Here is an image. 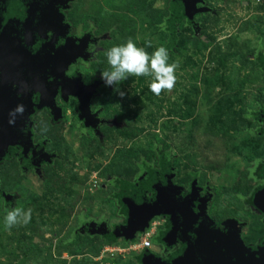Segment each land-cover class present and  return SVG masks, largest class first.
I'll list each match as a JSON object with an SVG mask.
<instances>
[{"label": "rangeland", "instance_id": "obj_1", "mask_svg": "<svg viewBox=\"0 0 264 264\" xmlns=\"http://www.w3.org/2000/svg\"><path fill=\"white\" fill-rule=\"evenodd\" d=\"M205 2L212 13L197 21L198 34L181 25L169 53V62L179 64L170 92L156 96L150 78L135 76L120 86L127 93L123 99L112 88L100 90L92 107L112 123L100 139L81 134L74 103H59L63 116L56 125L46 111L34 117L36 142L57 157L40 177L22 175L13 159L0 167L1 190L12 197L9 204L0 198V220L6 207L32 210L27 225L7 230L0 223V264H137L141 250L135 244H111L82 234L80 226L90 220L104 221L110 230L124 224L116 203L120 190L112 183H136L143 164L159 167L160 152L172 156L175 184L211 192L213 220L243 223L248 245L264 235L261 219L240 202L255 186L250 170L264 160V137L254 135L259 125L250 117L264 108L258 68L264 0ZM168 8L169 0H75L67 16L75 27L96 22L101 36L117 28L102 45L106 50L131 38L151 53L167 44L161 24ZM98 59L86 81L109 69L106 52ZM160 225L163 220L154 219L144 234L151 240Z\"/></svg>", "mask_w": 264, "mask_h": 264}, {"label": "water", "instance_id": "obj_2", "mask_svg": "<svg viewBox=\"0 0 264 264\" xmlns=\"http://www.w3.org/2000/svg\"><path fill=\"white\" fill-rule=\"evenodd\" d=\"M45 1L0 0V163L10 148L17 147L33 155L37 151L36 166L44 161L52 163L54 156L45 154L43 147L33 146L30 117L46 109L55 120L61 119V110L56 108L54 100L58 91L65 99L78 97L80 119L86 120V127L95 128L99 123L90 112V99L96 86L84 87L79 78L65 77L68 67L83 51L70 46L55 50V42L62 37L52 28L62 26V34H67L68 29L63 27L58 10L46 5ZM199 3L202 0H177L176 10L182 18L190 19L206 11L196 10ZM50 32L54 33L52 41L47 40ZM36 43H43V47L31 50ZM72 88L78 91L71 92ZM35 95H39L38 105L32 102ZM18 104L25 106V112L16 117L13 125L9 123V113ZM134 193L126 203L134 220V234H144L154 219L166 216L170 228L164 240L171 245L180 242L185 246L172 262H163L146 253L145 264H264V241L255 249L246 248L240 240L236 222L216 225L204 210L195 214L192 210L195 197L183 199L179 188L172 183L159 189L154 202L148 201L140 191ZM0 197L7 202L12 199L1 190ZM254 203L264 214V191L255 196ZM100 228L104 231L99 230L98 235L108 233L106 224Z\"/></svg>", "mask_w": 264, "mask_h": 264}, {"label": "flooded vegetation", "instance_id": "obj_3", "mask_svg": "<svg viewBox=\"0 0 264 264\" xmlns=\"http://www.w3.org/2000/svg\"><path fill=\"white\" fill-rule=\"evenodd\" d=\"M64 1L65 0H47V1H45L46 5H48L50 7H54L56 10H58L59 15L63 18V27H67V29H68V32L66 31L67 34L65 33L66 34L65 35V34L61 33V27L62 26L52 28V29H54L53 30L54 32H58L59 36L62 37L55 42L54 48H55V50H60V49H63L65 47H68V46L80 47L81 50L83 51L81 57L78 58L75 61V63H73L72 65H70L68 67L67 71L65 72V77L68 79L79 78L81 84L84 87L96 86L95 92L93 93V96L90 99V112H91V116H94V120L99 121V123H97V125H95L96 126L95 128H93L91 126H89V127L85 126L86 120L80 119V116H81L80 106H81V104H80L78 97L68 96L67 99H65L63 97L62 92L58 91L56 93V96L54 99L55 105H56V108L61 110V118H62L63 110L59 106V103H62L63 106H69L71 103L76 104V106L74 107V110H75L74 113L77 115L76 118H77V121L79 122V128H80L81 134L83 135V133H86L89 131V132L95 134V136L100 139L102 137L101 136V130L104 127L112 125V123L110 121L104 120L98 114V111H95L93 109L92 102L99 95V91L104 89V88H107V87H105L103 85V83L100 79V74H95V76H92V79H90L89 81H86L87 80L86 72H87V70H89L90 66H92L98 62L99 56L103 55L106 52L105 46L102 47V45L108 44L111 42V35H112V33H114L116 31L117 28L113 27L111 31H109L106 34L101 36L100 27L98 26V24L96 22H93L91 20H88L86 23H83L82 25L75 27L69 21V18L67 16L68 13L71 11V6L74 4L75 0H68L67 3H64ZM150 1H154V0H150ZM176 1L177 0H169L168 14H167V17L163 20V22L161 24V29L167 35V42H168V38L171 35V33H170L171 24H174L175 30H176V35H177L176 36V38H177L176 46H177V43L179 40L178 34H179L180 26L184 25V26L189 27L191 30L194 31V34L197 35L199 32V29H200L199 26H197V21L199 19H201L202 17H204L206 14L212 13V10H210L207 7V3L205 2V0H202L201 4L200 3L197 4L196 10L206 9L205 12H202L201 14H195L190 19L184 18V17L182 18V16H180L178 11L176 10V5H177ZM191 1H194V0H191ZM214 1L215 0H211V3H213ZM216 1H219V0H216ZM175 18L177 20H175ZM53 37H54V33H51V32L47 33V40L48 41L49 40L52 41ZM41 45L43 47V43H36L30 49L33 51H36V50L41 48ZM176 46H175V48H176ZM93 52H94V55L92 54ZM260 53L261 52L259 51L258 54L260 55ZM260 60L264 61V59L260 58L258 60V62H260ZM262 73H263V71H262ZM32 102L34 105H38L39 104V95H35L33 97ZM42 111L47 112V114H48L50 120L52 121L53 125H56L57 123L60 122L59 121L60 119L55 120L54 117L46 109H43V110H40V111H37L36 113H34L30 117V123L32 125L33 146L34 147H43L45 154L52 155L56 159V157H57L56 154L48 152L46 145L43 142L38 143L35 140V132H34L35 124H34L33 120H34V117L38 113H41ZM257 124L259 125V128L254 132V135L261 137V136H259V131L261 129V126L259 123H257ZM37 153L38 152L36 151L33 155L32 152L26 153L23 151V149H21L19 147L10 148L8 151V155L4 158V160L0 164L3 165L5 162L12 160L11 156L13 154H15L17 159H13V160H16L18 162L22 175L27 174V175H33L36 177H40L41 170L44 167L51 166L52 163L50 164L49 162L44 161V162H41L40 165L36 166L37 161L35 162V160L37 158ZM55 159H53L52 162H54ZM250 177L254 181L255 186H254L252 192L249 194V196L240 197V202L243 206L244 211L247 214H249L250 216L257 217V218L261 219L262 224L264 225V214L261 211H259V209H257V207L255 206V203H254L255 196L264 191V160H259L254 164L253 168L250 170ZM162 183L163 184L158 187V190H156L155 195L151 194V195H149V197L146 196V199L148 201L154 202L157 198L159 189L162 187H165L166 184L169 182H162ZM113 184H114V182L112 183V185ZM172 185H173V187L179 188L180 194H181L183 199H188V197H190V196L195 197V200L193 201V208H192V210L195 214L198 215L202 210H204L207 217L210 218L216 225H222L225 223L236 222L238 224V227L240 230V235H239L240 240L246 248L255 249V248L259 247L261 245V243L264 241V235H263L256 241V243L248 245L245 243V241L242 237V233H243L244 227H245L243 223H241L240 221H238L236 219H229V220L222 221V222H216L215 220H213V218H211V216L209 215L210 204L212 202V194L208 189L204 191V189H202V188H196L193 192L189 193L188 191L190 190L191 187L188 190H185L183 187L175 184L174 180L172 181ZM0 190H1V187H0ZM134 192H136V191L130 189L127 192L123 193L122 199H124L126 207H127L126 203L130 200L129 195L130 194L133 195ZM127 210H128V208H127ZM158 219L163 220V225L162 226L160 225V227L168 232L169 228H170L169 218L166 216H161ZM122 222L125 223L124 218H123ZM102 224H106V223L104 221L96 222L93 220L83 221L81 223V226H80V228H81L80 231L82 234H84V233H86L88 235L98 234L99 230L104 231V229L100 228ZM106 227H107L108 233L104 234V235H99V236L102 237L104 240L108 241L107 239H110L112 236V230L109 229L107 224H106ZM161 228L157 229V233L154 235V237L157 236V234ZM167 232L162 236L163 239L166 236ZM154 237L151 238V240H150L151 248L141 250L138 257H141L144 255L142 258L145 259V253H150L154 257L162 260L163 262H172L174 256H176L177 254H179L181 251H183L185 249V246L183 244H181L180 242H177L175 245H171L170 243H168L165 240L161 245H155V243L153 241ZM118 242L124 243L123 239H120ZM152 248L158 250V252L153 251ZM137 264H140L138 259H137ZM143 264H145L144 260H143Z\"/></svg>", "mask_w": 264, "mask_h": 264}, {"label": "clouds", "instance_id": "obj_4", "mask_svg": "<svg viewBox=\"0 0 264 264\" xmlns=\"http://www.w3.org/2000/svg\"><path fill=\"white\" fill-rule=\"evenodd\" d=\"M92 54L94 55V52ZM106 58L109 69L100 73V79L105 87L112 88L121 99L127 93L120 86L132 76L150 78L149 89L156 96L165 91L170 92L176 84V70L179 64L178 62H169V50L164 45L149 53L145 47L138 46L130 38L107 49ZM24 112L25 106L18 104L9 113V123L14 125L16 117L23 116ZM31 218V209L6 207L0 223L5 229L11 230L22 224L27 225Z\"/></svg>", "mask_w": 264, "mask_h": 264}, {"label": "trees", "instance_id": "obj_5", "mask_svg": "<svg viewBox=\"0 0 264 264\" xmlns=\"http://www.w3.org/2000/svg\"><path fill=\"white\" fill-rule=\"evenodd\" d=\"M170 33L171 35L168 38L166 47L168 48L169 53H173L175 50L176 42H177V38H176L177 35H176L174 24H171ZM258 67L259 69L263 71V74H264V61L263 60H260ZM250 117L254 121L260 124L261 129L259 131V136L264 137V108L258 112L252 113ZM11 158L17 159L15 154H13ZM158 160H159L158 168H154L151 165L147 166L143 164L141 168V176L136 183L127 184V183L114 182L113 184L114 187L120 190L119 194L117 195L116 203L119 208L120 216L125 219V223L122 225L113 227L112 236L110 239H107L109 243L116 244L120 239H123L124 244H136L138 242L137 236L139 235V233L134 234L133 232L134 220L131 216L129 209L127 210V207L125 206V201L124 199H122V196L124 192H127L128 190L132 189L135 191H140L142 194L149 197V195L151 194H154V195L156 194V190H158V187L163 184L162 182L172 183V181L174 180V175H172V169H171V164L173 162V159L170 156V153L165 154L163 152H160L158 156ZM1 166L2 164H0V167ZM146 185L148 187H146ZM193 185L188 191L189 193L193 192L197 188L196 186H193ZM132 197H133L132 194H130L129 198L132 199ZM2 199L5 202V204L10 203V202H7L5 198H2ZM166 232H167L166 230L159 231L157 236H155L153 239L155 245H161L164 242V239L162 238V236ZM143 256L137 258L140 264H143V260H144L142 258Z\"/></svg>", "mask_w": 264, "mask_h": 264}, {"label": "built area", "instance_id": "obj_6", "mask_svg": "<svg viewBox=\"0 0 264 264\" xmlns=\"http://www.w3.org/2000/svg\"><path fill=\"white\" fill-rule=\"evenodd\" d=\"M146 239H142L138 244H135L133 246L134 249H140V250H145V249H150L151 244H150V234L146 233L144 234Z\"/></svg>", "mask_w": 264, "mask_h": 264}, {"label": "bare ground", "instance_id": "obj_7", "mask_svg": "<svg viewBox=\"0 0 264 264\" xmlns=\"http://www.w3.org/2000/svg\"><path fill=\"white\" fill-rule=\"evenodd\" d=\"M64 89V88H63ZM73 91H78L77 89H74V88H72V90H71V92H73ZM80 94H81V92H80ZM82 96H83V94H81Z\"/></svg>", "mask_w": 264, "mask_h": 264}]
</instances>
